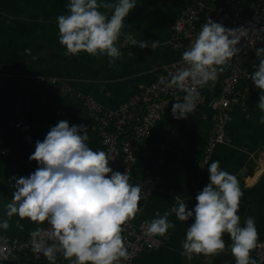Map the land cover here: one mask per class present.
<instances>
[{
    "label": "crops",
    "instance_id": "0c3cea01",
    "mask_svg": "<svg viewBox=\"0 0 264 264\" xmlns=\"http://www.w3.org/2000/svg\"><path fill=\"white\" fill-rule=\"evenodd\" d=\"M67 3L68 0H0V132L9 150L7 154L0 153V218L9 221V228L0 233L11 239L29 238L33 230L46 225L5 216V205L13 192L10 178L27 176L37 167V162L29 159L35 141L43 140L50 126L59 120H68L70 125H87L89 146L104 150L89 126L85 99L94 98L105 110L117 108L150 85L157 68L177 60L180 53L171 42L173 24L191 0H137L122 31L137 40H158L159 46L155 50L141 49L122 35L117 42L122 56L113 65L107 56L65 54L57 39L56 17L66 14ZM245 84L244 97L230 111L227 139L216 146L211 161L219 160L222 168L237 177L243 192L238 211L241 223L249 216L255 217L259 242L264 236V157H258L264 154V124L259 117L264 113L256 109L258 91L251 81ZM208 113L204 109L182 122L170 119L169 113L142 140L129 173L130 182L140 184L152 173L161 179L155 192L139 202L136 221L150 220L157 211L161 215L169 211L175 195L188 202L189 208L196 203L195 196L209 177L207 170L199 168L213 127ZM169 219L175 227L163 237V245L143 251L134 264L192 263V259L181 255V241L192 220L182 222L174 214ZM224 239L226 248L221 255L231 245L227 234ZM255 249L250 255L261 264ZM31 258L20 254L2 264H34ZM205 258V264H212V258L213 264L219 263L215 256ZM59 260L57 264H69L61 257ZM42 261L40 264H49L45 257Z\"/></svg>",
    "mask_w": 264,
    "mask_h": 264
},
{
    "label": "clouds",
    "instance_id": "9594fccd",
    "mask_svg": "<svg viewBox=\"0 0 264 264\" xmlns=\"http://www.w3.org/2000/svg\"><path fill=\"white\" fill-rule=\"evenodd\" d=\"M136 5L137 0H68L66 14L56 17L58 42L66 55L107 56L110 65L122 56L117 43L122 35L131 45L155 50L158 40H137L122 31ZM248 36L249 29L243 26L226 27L211 18L202 24L168 81L169 87L184 92L182 102L172 105L175 119H185L195 110L200 89L217 81L223 67L241 52L242 38ZM255 55L258 63L249 79L258 91L256 109L264 113V46L255 48ZM259 122L264 124V115ZM88 139L87 125L59 120L43 140L35 141L29 156L37 162L35 170L10 178L13 192L5 216L47 223L49 227L30 233V247L49 264H57L58 257L69 264H123L128 259L124 225L139 211L142 186L130 182L128 169L114 171L109 165L112 158L91 148ZM205 165L208 183L197 192L196 203L189 208L175 195L169 211L162 215L157 211L141 224L144 235L166 237L175 227L169 219L174 214L179 221L192 220L181 241V255L188 260L223 252L227 234L235 264H257L250 253L258 245L259 232L255 217L241 223L243 192L237 177L219 160L199 162L201 168ZM8 228V219L0 218V230ZM12 255L11 247L0 244V264Z\"/></svg>",
    "mask_w": 264,
    "mask_h": 264
},
{
    "label": "built area",
    "instance_id": "2783aa9c",
    "mask_svg": "<svg viewBox=\"0 0 264 264\" xmlns=\"http://www.w3.org/2000/svg\"><path fill=\"white\" fill-rule=\"evenodd\" d=\"M208 18L226 27L243 26L249 29V36L242 38L238 45L242 49L238 57H234L232 63L223 67L217 81L200 89L197 106L190 113L195 114L202 108L211 110L209 115L213 120V127L207 138L201 163L205 160L210 162L216 146L226 141L230 111L244 97L247 87L242 88V84L250 82L249 76L258 63L255 48L264 46V0H254L250 4L244 0H191L190 5L173 24L171 42L180 53L177 60L157 68L155 80L133 93L117 108L105 110L94 98L85 99L84 106L91 131L101 139L104 151L112 158L109 165L114 171L123 173L128 169L130 173L137 161L142 140L152 133L157 123L168 112H171L175 102H182L184 92L168 86L170 74L181 63V53L190 46ZM8 151L4 135L0 132V153L7 154ZM258 157L262 159L263 152ZM199 168L205 171L207 165ZM160 179L161 176L157 173L148 174L142 179L141 200L148 199L155 192ZM145 220L136 221L134 217L124 225L123 235L128 259L123 264H134L143 251L154 250L163 245V237L144 235L141 224ZM47 227L49 226L46 223L42 228ZM0 237L3 238L0 239V244H7L13 249V255L7 260L20 254L36 260L44 257L31 251L30 237L11 239L1 233ZM255 254L261 264H264V236L258 242Z\"/></svg>",
    "mask_w": 264,
    "mask_h": 264
},
{
    "label": "trees",
    "instance_id": "16d2710c",
    "mask_svg": "<svg viewBox=\"0 0 264 264\" xmlns=\"http://www.w3.org/2000/svg\"><path fill=\"white\" fill-rule=\"evenodd\" d=\"M245 1V3H247V4H250L251 2H253L254 0H244ZM247 87V84H244V85H242V88H246ZM206 110V112H211V110H210V108H202V109H200L199 111H202V110ZM169 113H170V115H169ZM208 113V114H209ZM166 115H169L170 116V119L171 118H174L173 117V115L171 114V112H168ZM89 118V117H88ZM175 119V118H174ZM177 122H182L183 121V119H179V120H177V119H175ZM90 121V120H89ZM89 121H88V123H89ZM97 138H99V137H97ZM99 140H101L100 138H99ZM102 142V141H101ZM205 257H207V256H205V255H193V257H192V263L191 264H203L202 263V260H200V258H205ZM44 258V257H43ZM43 258L42 259H40V260H36V259H34L33 257L31 258L32 259V261L31 262H34V264H40L41 262H43L42 260H43ZM62 258V257H61ZM60 259V257H58V259H57V263L60 261L59 260Z\"/></svg>",
    "mask_w": 264,
    "mask_h": 264
},
{
    "label": "water",
    "instance_id": "95a60500",
    "mask_svg": "<svg viewBox=\"0 0 264 264\" xmlns=\"http://www.w3.org/2000/svg\"><path fill=\"white\" fill-rule=\"evenodd\" d=\"M220 261L224 262V264H235V258L233 257L230 249L224 255H222Z\"/></svg>",
    "mask_w": 264,
    "mask_h": 264
},
{
    "label": "rangeland",
    "instance_id": "374dc122",
    "mask_svg": "<svg viewBox=\"0 0 264 264\" xmlns=\"http://www.w3.org/2000/svg\"><path fill=\"white\" fill-rule=\"evenodd\" d=\"M215 257H217L218 262H221L220 259H221L222 255L220 253H218L217 255H215ZM205 259L206 258H200V260H202V263L203 264H205V262H206ZM214 260H215V258H212V260H211L212 264H213ZM221 263L224 264V262H221Z\"/></svg>",
    "mask_w": 264,
    "mask_h": 264
}]
</instances>
